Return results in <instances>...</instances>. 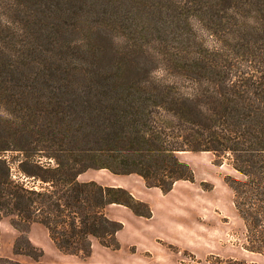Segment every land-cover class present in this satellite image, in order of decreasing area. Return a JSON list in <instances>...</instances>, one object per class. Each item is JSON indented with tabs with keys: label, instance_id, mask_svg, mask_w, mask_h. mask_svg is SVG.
I'll return each mask as SVG.
<instances>
[{
	"label": "trees",
	"instance_id": "1",
	"mask_svg": "<svg viewBox=\"0 0 264 264\" xmlns=\"http://www.w3.org/2000/svg\"><path fill=\"white\" fill-rule=\"evenodd\" d=\"M221 49L141 54L134 62L167 68L159 67L160 75L104 71L80 91L65 81L51 85L46 80L54 73L43 74L35 136L44 147L37 153L15 144L22 138L5 130L9 122L0 111V222L6 218L19 231L13 253L33 260L0 257V264H43V251L26 235L32 223H41L67 253L88 256L95 242L117 248L123 223L110 216V206L122 204L144 217L152 215L150 206L121 185L79 175L89 168L136 173L166 193L178 180L193 179L181 151L230 159L240 173L229 184L250 238L247 248L264 254V53L252 55L241 41ZM8 151H18L14 160ZM218 262L260 264L232 257Z\"/></svg>",
	"mask_w": 264,
	"mask_h": 264
},
{
	"label": "rangeland",
	"instance_id": "2",
	"mask_svg": "<svg viewBox=\"0 0 264 264\" xmlns=\"http://www.w3.org/2000/svg\"><path fill=\"white\" fill-rule=\"evenodd\" d=\"M240 41L252 55L264 53V0H0V75L7 79L0 81V90L9 89L0 96L1 114L9 122L5 130L21 137L15 144L32 153L44 147L35 136L43 114L36 102L45 90L43 74L54 73L46 80L51 85L65 81L80 91L99 82L104 71L126 68L134 76L149 69L160 75L159 67L167 68L161 62H134L141 54L227 50ZM16 154L6 153L11 160ZM178 156L191 167L193 179L178 180L163 195L146 190L154 208L150 217L135 215L122 204L109 208L110 216L123 223L117 248L95 242L88 256L67 253L41 223H32L26 235L43 251L40 261L218 264V258L232 257L264 264L263 253L247 248L250 238L229 184L240 173L230 159L211 151ZM115 177L107 168H89L79 179L110 184ZM17 236L19 231L3 219L0 257L33 262L13 253Z\"/></svg>",
	"mask_w": 264,
	"mask_h": 264
},
{
	"label": "crops",
	"instance_id": "3",
	"mask_svg": "<svg viewBox=\"0 0 264 264\" xmlns=\"http://www.w3.org/2000/svg\"><path fill=\"white\" fill-rule=\"evenodd\" d=\"M183 152H185V151H182L180 153H183ZM114 175H116L115 178L118 179V180L115 181L114 183H110V184L121 185V186L127 188L132 193V195H134L136 198L147 202L149 204V206L151 207L152 211L154 210V208H153V205H152L151 198H150L149 194H147L146 190H151L153 188L155 190H158V192H160V194L161 193H162V195L165 194L157 186H151V187L146 186L144 179L139 174L129 173L128 175L127 174H114ZM128 176H130V177H128ZM128 178H130V180ZM176 183L174 184V187H175ZM105 184H107V183H105ZM112 205H115V204H112ZM174 210H176L175 206H174Z\"/></svg>",
	"mask_w": 264,
	"mask_h": 264
}]
</instances>
